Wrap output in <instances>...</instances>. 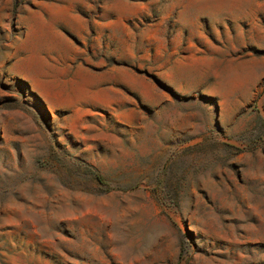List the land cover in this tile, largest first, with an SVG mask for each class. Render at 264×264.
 Instances as JSON below:
<instances>
[{
    "label": "rangeland",
    "instance_id": "obj_1",
    "mask_svg": "<svg viewBox=\"0 0 264 264\" xmlns=\"http://www.w3.org/2000/svg\"><path fill=\"white\" fill-rule=\"evenodd\" d=\"M0 264H264V0H0Z\"/></svg>",
    "mask_w": 264,
    "mask_h": 264
}]
</instances>
